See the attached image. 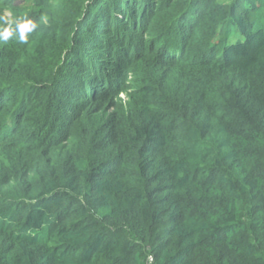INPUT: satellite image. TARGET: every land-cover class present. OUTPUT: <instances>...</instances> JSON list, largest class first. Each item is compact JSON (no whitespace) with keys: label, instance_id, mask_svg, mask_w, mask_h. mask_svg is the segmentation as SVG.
Wrapping results in <instances>:
<instances>
[{"label":"trees","instance_id":"16d2710c","mask_svg":"<svg viewBox=\"0 0 264 264\" xmlns=\"http://www.w3.org/2000/svg\"><path fill=\"white\" fill-rule=\"evenodd\" d=\"M0 264H264V0H0Z\"/></svg>","mask_w":264,"mask_h":264},{"label":"clouds","instance_id":"9594fccd","mask_svg":"<svg viewBox=\"0 0 264 264\" xmlns=\"http://www.w3.org/2000/svg\"><path fill=\"white\" fill-rule=\"evenodd\" d=\"M11 13L0 14V44H7L16 39L20 44H27L29 36L35 32L39 25L46 22V17L39 21L30 18L28 14L10 19Z\"/></svg>","mask_w":264,"mask_h":264}]
</instances>
